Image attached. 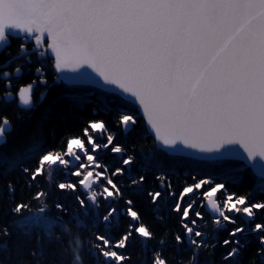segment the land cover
Here are the masks:
<instances>
[{"label":"snow or ice","instance_id":"1","mask_svg":"<svg viewBox=\"0 0 264 264\" xmlns=\"http://www.w3.org/2000/svg\"><path fill=\"white\" fill-rule=\"evenodd\" d=\"M21 61L36 66L14 89L25 72ZM56 84L99 92L92 113L115 112L116 119L112 127L89 119L59 149H46L53 110L42 114L12 166L25 181L21 196L30 195L17 199L11 181L0 188V207L11 205V219L0 217V264H25L12 261L13 248L40 264L57 247L71 251L70 264H83L84 251L92 264H133L137 251L136 264H215L206 257L217 247L226 249L223 264H240L244 252L246 264H264V0H0V109L15 103L34 111ZM69 99L75 108L89 103ZM10 132L11 120L0 116V149ZM129 135L152 146L135 172ZM157 152L187 164L191 182L174 187L175 168L165 170ZM229 162L237 167L216 179L214 169ZM153 169L158 184L146 189L147 175L139 173ZM244 174L253 186L230 190ZM133 197L152 206L157 223L174 219L177 227L157 236ZM69 198L72 213L62 202Z\"/></svg>","mask_w":264,"mask_h":264},{"label":"trees","instance_id":"2","mask_svg":"<svg viewBox=\"0 0 264 264\" xmlns=\"http://www.w3.org/2000/svg\"><path fill=\"white\" fill-rule=\"evenodd\" d=\"M52 74V73H51ZM52 80V75L49 76ZM50 80V82H51ZM73 95H82L87 98L89 103L83 108H75L69 99L70 96ZM101 104L100 93L93 91L89 88H67L63 84L52 85L48 88L46 92L45 98L38 104L34 111H20L12 105L7 108L0 109L2 116H8V118L12 122V132L8 134V144L0 149V188L9 181L16 183L17 187V199H26L30 193H25L24 196L20 194V188L23 187L25 181L21 178V174L18 170L13 171L12 166L14 163V158L17 153L22 151L24 147L29 142L30 137L36 127L37 122L40 120L42 114L49 109V107L53 110V118L46 122V135L42 138V143L46 149H59L62 141L66 140L69 135L80 134L81 129L85 126V122L89 119H104L108 121L109 126L112 127L113 122L116 119V113L114 112L110 116H105L103 113L97 115L92 113L93 107H99ZM20 118L17 119L16 117ZM139 127V125L137 126ZM50 133V134H48ZM119 142V141H118ZM135 146V147H133ZM126 147L129 149V153L134 152L136 155L137 163L133 165V171H137L139 167H142L144 164L148 163L146 159L148 156L153 155L151 140H144L139 135H129ZM155 159L158 162H163L164 169H168L171 167L175 168V171L170 173L172 179L171 183L174 187L177 185L183 186L186 182L190 183V178L188 181H185L184 177L188 176V165L182 163L174 158H169L166 155L155 153ZM103 159L105 161H109L112 159L108 155L102 154ZM34 163V161H33ZM237 165L235 163L229 162L223 165L218 166L214 169V175L218 180H226L227 176L225 175V171L229 168H235ZM159 172V169H153L152 171H148L147 173L140 172L139 174H146L147 181L144 185L146 189H150L156 187L158 182L155 180L154 173ZM57 178H63L62 175ZM74 179V178H72ZM253 186V178L249 174L243 175V180L236 184L229 182L228 187L232 191H236L239 193H245ZM37 191V188L31 189V192L34 193ZM136 200L135 208L140 213L144 222H146L149 227H151L159 236L161 232L165 231V229H174L177 227L176 221L174 219H169L165 224L161 225L157 223L153 218L152 206L147 203L145 199H139L133 197ZM65 203L66 208L69 213L77 211V208L74 206V203L71 198L67 201H62ZM48 203L50 205V215H55L56 210L52 205V198H48ZM11 207V205H3L0 207V217H3L5 221L11 219L10 215H5L7 209ZM36 210V202H33V211ZM206 216H210L205 209H202ZM64 219L67 220L68 216H64ZM126 224V221L124 222ZM202 230L208 232L211 230L210 227L200 226ZM123 230V225L121 229ZM72 235L65 237V245L67 246V242L73 240L76 235V229L72 230ZM82 239L87 236V233H80ZM226 236L225 232H220V239H223ZM35 241H33V246ZM11 246V245H10ZM226 249L217 247L215 250V254L209 257H206L209 261H214L215 264H223L220 260V257ZM168 254H171V248L168 249ZM83 255V264H92V258L84 251ZM204 257V253L201 254ZM249 253L244 252L240 259V264H246ZM139 258L138 251L133 255V264H136ZM12 261H16L18 259H22L25 264L31 261V257L27 254L26 251H21L20 256H17L15 248L12 249ZM72 260V253L69 251L67 254L61 252L60 248L49 249L46 253V257L44 260L40 262V264H70Z\"/></svg>","mask_w":264,"mask_h":264},{"label":"flooded vegetation","instance_id":"3","mask_svg":"<svg viewBox=\"0 0 264 264\" xmlns=\"http://www.w3.org/2000/svg\"><path fill=\"white\" fill-rule=\"evenodd\" d=\"M17 43H18V41H16V40L13 41L12 46H11V52L12 53H15ZM45 63L47 65V61ZM21 64L25 68V72H24V75L19 79L18 82H14V89H15V87L17 85H26L32 79V71L31 70L34 69L35 66H36L35 63H33L32 65H27V64H24L22 61H21ZM51 75H52L51 71H49L48 72V77L51 76ZM42 90H43L42 86H38L37 87L36 91L33 94V100L34 101H37V100L40 99L39 98V93ZM13 106L18 109V107H17V105L15 103H13ZM18 110H20V109H18ZM20 111H22V110H20ZM0 112H1V110H0ZM0 116H2V113H0Z\"/></svg>","mask_w":264,"mask_h":264},{"label":"water","instance_id":"4","mask_svg":"<svg viewBox=\"0 0 264 264\" xmlns=\"http://www.w3.org/2000/svg\"><path fill=\"white\" fill-rule=\"evenodd\" d=\"M205 211L211 216V217H214L215 214L214 213H211L208 209L205 208Z\"/></svg>","mask_w":264,"mask_h":264},{"label":"rangeland","instance_id":"5","mask_svg":"<svg viewBox=\"0 0 264 264\" xmlns=\"http://www.w3.org/2000/svg\"><path fill=\"white\" fill-rule=\"evenodd\" d=\"M48 79H49V82H50V80H51V78L50 77H48ZM50 84H51V82H50ZM59 176H61V174H57V177H59ZM74 179H76V178H74Z\"/></svg>","mask_w":264,"mask_h":264}]
</instances>
